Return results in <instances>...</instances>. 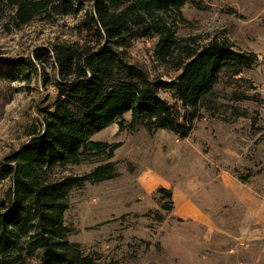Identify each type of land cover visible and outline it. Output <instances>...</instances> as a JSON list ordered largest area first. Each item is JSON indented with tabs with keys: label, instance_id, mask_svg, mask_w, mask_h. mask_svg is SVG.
<instances>
[{
	"label": "rangeland",
	"instance_id": "374dc122",
	"mask_svg": "<svg viewBox=\"0 0 264 264\" xmlns=\"http://www.w3.org/2000/svg\"><path fill=\"white\" fill-rule=\"evenodd\" d=\"M180 10L161 16L164 36L130 26L121 40L108 42L145 64L160 99L174 100L165 86L182 73L176 66L183 47L200 51L216 40L257 59L234 81L220 75L187 138L113 124L91 139L120 144L112 158L107 149L88 152L80 165L53 170L54 179L84 178L113 167L107 180L71 190L63 214L69 242L94 264H264V0H191ZM91 16L96 19L94 0H50L27 24L13 21L8 10L0 17V60L35 64L18 82L0 83V167L41 128L43 112L54 104L53 48L106 44L84 26ZM36 51L43 52L39 61ZM130 118L124 114L125 126ZM11 184L0 178V201ZM159 188L171 192L170 212ZM11 258L37 262L25 254Z\"/></svg>",
	"mask_w": 264,
	"mask_h": 264
},
{
	"label": "trees",
	"instance_id": "16d2710c",
	"mask_svg": "<svg viewBox=\"0 0 264 264\" xmlns=\"http://www.w3.org/2000/svg\"><path fill=\"white\" fill-rule=\"evenodd\" d=\"M187 1L191 0H94L96 19L91 16L84 26L95 37L104 35L106 44L97 50L65 45L53 48L59 79L54 104L43 112L41 128L32 132L19 150L6 156L0 167V178L12 182L6 198L0 201V264H15L17 259L11 257L23 254L37 256L34 264H94L69 242L63 214L71 190L82 181L107 180L113 167H97L84 178L54 179L53 170L80 165L88 152L107 149V159L112 158L120 144L108 147L91 139L113 124L119 130L142 127L149 134L169 130L180 140L187 138L199 110L209 106L220 75L234 81L252 68L256 54L237 52L226 42L213 40L195 52L183 47L184 60L176 66L182 73L165 86L174 100L166 102L158 97V80L145 64L108 43L121 40L130 26L164 36L168 28L161 16L179 14ZM49 3L0 0V17L8 10L13 21L27 24ZM39 54L43 52L36 51V61ZM34 65L24 59L0 60V83L18 82ZM125 113L131 115L126 126ZM158 193L166 200L163 209L170 212L171 192L159 188Z\"/></svg>",
	"mask_w": 264,
	"mask_h": 264
}]
</instances>
